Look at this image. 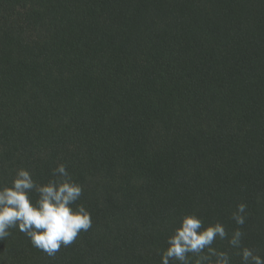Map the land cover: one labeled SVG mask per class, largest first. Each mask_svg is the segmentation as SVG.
<instances>
[{"label": "trees", "instance_id": "1", "mask_svg": "<svg viewBox=\"0 0 264 264\" xmlns=\"http://www.w3.org/2000/svg\"><path fill=\"white\" fill-rule=\"evenodd\" d=\"M61 163L91 229L0 264H160L174 220L240 203L264 255V0H0V184Z\"/></svg>", "mask_w": 264, "mask_h": 264}, {"label": "clouds", "instance_id": "2", "mask_svg": "<svg viewBox=\"0 0 264 264\" xmlns=\"http://www.w3.org/2000/svg\"><path fill=\"white\" fill-rule=\"evenodd\" d=\"M12 172L10 183L0 184V241L18 231L33 248L54 258L91 229V213L78 203L83 186L73 180L66 164L52 169L44 183L29 169ZM231 219L237 228L229 232L221 221L205 223L195 212L182 214L173 221L166 247L157 252L160 264H234V257L239 264H264V255L243 243L247 204H238Z\"/></svg>", "mask_w": 264, "mask_h": 264}]
</instances>
